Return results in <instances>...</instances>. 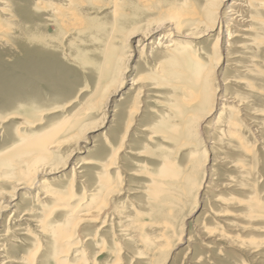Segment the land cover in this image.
<instances>
[{
  "label": "bare ground",
  "instance_id": "1",
  "mask_svg": "<svg viewBox=\"0 0 264 264\" xmlns=\"http://www.w3.org/2000/svg\"><path fill=\"white\" fill-rule=\"evenodd\" d=\"M0 183V264H264V0H0Z\"/></svg>",
  "mask_w": 264,
  "mask_h": 264
},
{
  "label": "rangeland",
  "instance_id": "2",
  "mask_svg": "<svg viewBox=\"0 0 264 264\" xmlns=\"http://www.w3.org/2000/svg\"><path fill=\"white\" fill-rule=\"evenodd\" d=\"M212 40L214 39L213 37L211 38ZM215 43V42H214ZM133 46V45H132ZM134 46H136V43H134ZM132 48V47H131ZM131 50H133V48L131 49ZM132 54H133V56H132V60H131V63H130V65L132 66V65H137V61H138V55L137 54H135V51H132ZM221 63V62H220ZM223 63V62H222ZM221 63V65H220V67H222L223 68V71H224V66H223V64ZM132 72H133V70H132ZM129 74H131L130 72H129ZM214 75V77H218V78H220L222 75H223V72L221 73V74H218V76H217V74L215 73V71H214V73H213ZM216 75V76H215ZM133 77V73H132V75H130V77L129 78H132ZM216 81H217V79H216ZM129 85H125V87H124V90L125 89H127V87H128ZM217 89H216V94H218L219 95V93H223V90L221 91V89H219V87H216ZM220 90V91H219ZM113 105H114V103H113ZM217 111H219V109H217L216 110V112ZM103 131V129H99V130H97V131H94L93 133H91V139H90V141L93 143V139H94V137H96V136H98L101 132ZM208 147H209V145L206 143V142H204V141H202V149H201V151H204L205 152V156H206V162H205V167L207 168V167H209V165L211 164V159H210V161H209V157H212V155H211V153H209V151H208ZM83 151H85V150H83ZM82 154H85V152L84 153H82ZM79 155V154H78ZM75 156L74 158H73V160H72V164H70V168L73 166V164L75 163V161L77 162L80 158H81V156H83V155H79V156ZM61 175H63V173H58V174H55V175H50L49 176V178H51V177H54V178H57V177H59V176H61ZM9 187V185L8 184H2V183H0V195H1V192H6L7 191V188ZM198 211L194 214V216L196 215H198L199 214V212H201V210H200V208H198L197 209ZM10 213H11V211L10 212H8L7 214H6V216H5V218L6 217H8L9 215H10ZM0 218H1V216H0ZM4 219L2 218V221H3ZM10 223V221H8V223L7 224H9ZM184 228V229H183ZM0 230H2V227H0ZM182 230H184V233H183V235H185V237L187 238V232H185V230H187V226L185 227V226H182V229L180 228V232L182 231ZM182 235V236H183ZM194 238V237H193ZM176 239L178 240V237H176ZM187 240V239H186ZM186 240H183L182 241V243L179 245V246H177L176 248H171L170 250V252H168V255L169 256H171V259H170V261H172V262H174V264H187V257L188 256H190L191 255V249L190 250H188V248H187V241ZM3 244H7V242L6 241H3ZM172 250H174V251H172ZM221 250V249H220ZM202 250H200L199 252H201ZM172 252V253H171ZM208 263V262H207ZM210 263V262H209ZM215 264V263H214ZM252 264H255V263H252Z\"/></svg>",
  "mask_w": 264,
  "mask_h": 264
}]
</instances>
